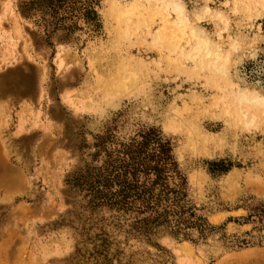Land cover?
Segmentation results:
<instances>
[{"label": "rangeland", "instance_id": "1", "mask_svg": "<svg viewBox=\"0 0 264 264\" xmlns=\"http://www.w3.org/2000/svg\"><path fill=\"white\" fill-rule=\"evenodd\" d=\"M169 1L0 0V264H264V114L237 102L264 99V0ZM160 153L161 201L122 206Z\"/></svg>", "mask_w": 264, "mask_h": 264}, {"label": "bare ground", "instance_id": "2", "mask_svg": "<svg viewBox=\"0 0 264 264\" xmlns=\"http://www.w3.org/2000/svg\"><path fill=\"white\" fill-rule=\"evenodd\" d=\"M169 3L172 4L173 9L176 11L179 19L181 20L182 15H183L182 6L178 3L177 0H170ZM172 24H173V22H172ZM177 25H180V24H177ZM190 31H191L190 36L194 40H193L192 50L188 53H186L184 51V49L181 48L178 44L174 45L171 43V42H173L172 39H176L181 31H180V29H179V31H176L173 27H169L168 23H166V22L156 24L153 27V30L148 32L147 38L150 42L154 41V37L163 38V40H165L166 43L168 44L169 49H171L175 52H178V61L179 62H184V60H187V59L188 60L192 59L194 61H199V62H201L202 60L203 61L206 60L205 62H207V65L211 66L212 68L215 69L214 72L217 71V74L218 73H224L225 74V72H227L226 70L228 69V66H229L228 65V58L223 57L220 53L210 49L211 48L210 44L207 41H205L203 38L198 36V34L200 32L196 33V31H193V30H190ZM205 49H206L205 52L211 51V53H207V54L205 53L203 56V50H205ZM219 76H221V75L219 74ZM238 100H239V101H237L239 103L238 107L241 106L240 103H243L246 106L251 105V106L258 108L259 111L261 112V114H264V99L263 98L255 96V97H252L249 99L245 95H241V97H239Z\"/></svg>", "mask_w": 264, "mask_h": 264}, {"label": "trees", "instance_id": "3", "mask_svg": "<svg viewBox=\"0 0 264 264\" xmlns=\"http://www.w3.org/2000/svg\"><path fill=\"white\" fill-rule=\"evenodd\" d=\"M60 2V1H58ZM91 16V15H90ZM92 19H90V22H92L95 25L96 16L92 15ZM169 157L167 155H164L160 153L158 158L156 159L155 163L152 165L149 164H138L137 168L133 169L135 175L136 174H143V175H150L153 174L154 178L153 180H150V188H138L134 185L133 188H130L126 181L124 180L122 183V192L119 194L120 197V204L122 206H130V205H136L139 206L140 211L144 212V210H149V206L152 204V202H155V204L159 203L161 201V195H153V188L158 186L160 184V181L162 180V175L165 173L164 170H166L167 165L169 164ZM132 170V171H133ZM128 174L127 172H124V177ZM167 200V199H166ZM180 201V200H179ZM188 213V219L190 223L186 225V228L189 227H197L200 230V233L203 232L202 226L199 224L200 218H196V215L194 212H191L190 210ZM159 217H156L154 220H148L147 218L142 220V225L138 228V233L140 236H145L147 240L150 237L148 233L149 226H157ZM194 219V220H193ZM144 223V224H143ZM157 223V224H156Z\"/></svg>", "mask_w": 264, "mask_h": 264}]
</instances>
